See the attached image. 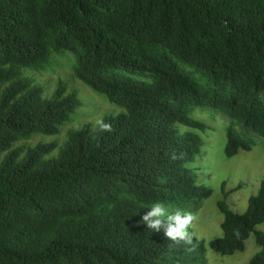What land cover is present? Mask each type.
<instances>
[{
    "label": "trees",
    "instance_id": "obj_1",
    "mask_svg": "<svg viewBox=\"0 0 264 264\" xmlns=\"http://www.w3.org/2000/svg\"><path fill=\"white\" fill-rule=\"evenodd\" d=\"M61 51L124 111L48 157L54 142L17 144L58 134L81 102L62 84L45 98L21 69ZM199 111L228 119L227 158L264 141V0H0V264H204L202 243L142 223L157 202L187 211L211 196L189 168ZM218 206L209 248L244 252L254 235L249 264H264V179L244 212Z\"/></svg>",
    "mask_w": 264,
    "mask_h": 264
},
{
    "label": "rangeland",
    "instance_id": "obj_2",
    "mask_svg": "<svg viewBox=\"0 0 264 264\" xmlns=\"http://www.w3.org/2000/svg\"><path fill=\"white\" fill-rule=\"evenodd\" d=\"M74 66V54L71 51H61L53 53L49 62L40 69H21L23 76L30 78L34 85L43 89L45 98H51L62 84L67 93H77L81 105L75 110L70 121L61 127L58 134L52 136L34 134L31 138L19 142L17 146L27 149L39 143L54 142L57 149L48 157H55L72 132L88 128L92 133H96L92 131L95 120L124 111L111 103L106 95L95 92L78 79L74 74ZM193 117L204 122L208 128L205 132L196 131L205 143L195 163L190 164L189 168L198 175L199 180L206 187L212 190V194L200 206L190 210L172 207H168V210L170 213L180 210L196 216L195 231L191 240L203 244L204 264H249L252 257L260 250L254 235L247 240L244 252L230 255L216 254L208 244L222 235L223 214L218 202L225 199L230 210L242 213L246 210L249 197L258 191L264 179V141H259L250 151H242L233 158H227L223 148L226 143L228 119L222 115L212 118L207 112L200 111L193 114ZM184 128L186 127L180 128L181 131ZM224 193L228 194L226 198L223 197ZM258 229L264 232V224Z\"/></svg>",
    "mask_w": 264,
    "mask_h": 264
},
{
    "label": "clouds",
    "instance_id": "obj_3",
    "mask_svg": "<svg viewBox=\"0 0 264 264\" xmlns=\"http://www.w3.org/2000/svg\"><path fill=\"white\" fill-rule=\"evenodd\" d=\"M92 131L111 132L112 126L106 123L103 118H100L95 120ZM149 209L142 217V223H145L149 229L157 232L163 229L165 235L175 243H180L181 241L185 243L191 242L197 219L194 214L185 213L180 210L170 213L168 207L160 202L155 203ZM190 229L193 231L190 232Z\"/></svg>",
    "mask_w": 264,
    "mask_h": 264
}]
</instances>
